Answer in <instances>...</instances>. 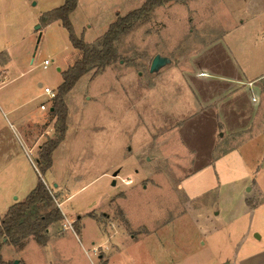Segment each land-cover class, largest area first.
Here are the masks:
<instances>
[{
	"label": "rangeland",
	"instance_id": "374dc122",
	"mask_svg": "<svg viewBox=\"0 0 264 264\" xmlns=\"http://www.w3.org/2000/svg\"><path fill=\"white\" fill-rule=\"evenodd\" d=\"M51 1L0 0V50L7 41L12 54L9 70L0 66V217L6 206L24 199L38 176L54 192L49 173L41 174L36 167L40 146L54 136L55 117L49 109H40L41 103L52 105L43 86L56 90L62 81L61 72L78 52L60 22L35 29L40 7ZM121 1L124 7L132 3L80 0L70 18L75 34L85 42L101 36L106 8ZM247 4L248 0H179L156 6L117 41L119 58L108 71L97 76L84 74L76 81L63 98L67 106L65 141L57 151V158H66L70 166L56 168V173L74 175L77 157L85 160L96 150L101 154L102 146L111 152L105 153L104 162L108 158L120 162L93 184L69 187L72 196L62 209L75 217L66 219L63 215L50 226L49 235L58 232V236H51L46 247L31 237L21 249L4 243L0 264H103L106 260L108 264H225L237 255L241 243L254 240L255 234H262L264 240L260 135L264 132V76L256 104L245 91L236 98L238 105L248 108L243 110L244 118L229 112L226 118H219V111L214 118V108L198 106L192 110L186 90L185 97H178L177 86H169L170 78L174 82L180 74L188 78L192 70H208L212 63L219 73L231 60L249 74L264 72V26L250 18L236 28L231 19L233 13H246L242 9ZM134 5L131 10L140 4ZM87 22L90 27H86ZM218 34L227 39L228 63L223 61L226 53H215L210 42ZM221 42L226 45L223 39ZM156 54L169 61L150 72ZM45 59L49 64L43 67ZM0 63H7L2 52ZM188 109L192 110L189 114ZM199 115L202 125L196 121ZM110 118L119 129L109 141L107 130L101 126ZM46 130L49 134H44ZM246 139L249 146L243 144L238 155L255 173L261 193L255 195L254 185L250 203L258 205L244 211L243 201L233 188H224L222 197L216 189L190 198L200 191L202 181L196 175L189 190L184 191L185 177ZM11 153L14 160L8 159ZM231 165L240 169L236 161ZM207 170L203 176L207 173L215 178L214 170ZM114 172L116 176H112ZM55 202L59 206L57 198ZM86 210L84 215L89 217L81 221L79 216Z\"/></svg>",
	"mask_w": 264,
	"mask_h": 264
},
{
	"label": "crops",
	"instance_id": "0c3cea01",
	"mask_svg": "<svg viewBox=\"0 0 264 264\" xmlns=\"http://www.w3.org/2000/svg\"><path fill=\"white\" fill-rule=\"evenodd\" d=\"M130 1L131 0H129V2ZM143 1L144 0H132V3H129L126 7H124L125 5H122L124 4L123 1H121V3H117L118 2L117 1V2H112L111 4H109L105 10V15L102 20V24H103L102 26L104 28L103 33L107 30L110 23H112L116 19L117 13L120 15H124L128 11H130L131 8H133V6H136L134 4L141 5ZM59 3H60V0L59 1L53 0L46 5H43L42 7H40L37 14L40 16V14L45 12V10L57 7ZM79 6H80V0H77V5L75 9L70 13V18L72 17V15H74V13H76ZM242 10H247V11L244 14L242 11H239L231 15V19L236 28L238 26L244 25L246 21L250 18L251 19L256 18L258 20L259 25L264 26V0H248V4ZM37 20H38V17H37ZM54 22H59V21H54ZM90 26H91L90 22H87L86 27H90ZM39 28H41V26H39ZM223 34L221 35L218 34L214 36L212 39H210V42L213 43V47L215 46L216 48L215 53L216 51L219 52V54L226 53V49L228 48L227 43H226L227 39L221 38ZM221 39L225 41L226 45L222 44ZM218 44H220L221 46L220 48L217 46ZM8 47L9 45H8V42L6 41L4 43L3 49L0 50V53L1 52L4 53V55H6V58H7V63H5L4 65L0 63V66H4L5 70L7 71L9 70V67L11 66V60H12V56H11L12 54L8 51ZM227 51H229V48ZM231 52H233L232 49H231ZM226 56H227V59L223 61L228 63L229 54L227 55L226 53ZM223 59H225V57ZM109 66H107L108 68L106 67L103 71L97 73L95 76L108 71ZM214 67L215 66L212 63L210 64V68L208 70L207 69H202L198 71L192 70V72L187 74L188 78L185 77V74H180V77H176L175 82L173 78H170V83L172 85L169 84V86L172 89H173L172 87L173 84L177 86L175 90H176L178 97L181 96L182 94L184 96V91L186 90V93H187L186 96L189 99L188 103H190L188 104V107H190L192 110L198 106L201 109L203 108L213 109L214 108L215 111L211 110L212 111L211 113L214 115V118H218L216 116L218 111L221 113L219 115V118H226L225 115L228 112L230 114L232 113L238 118H244L243 110L245 112V110H247L248 108L244 109L246 107L243 108L241 104L238 105V103L236 102V98L239 96V93L243 94L245 91L246 95H249L250 102L252 104H256V102L258 101L257 93L260 88V85L262 84L259 82L261 78L264 76V72L258 71L254 73L253 75L249 74L248 70H244V68H241V67H238V68L235 67L234 61L232 60L229 62V66L225 67V70H224V67L221 66L222 71H220L219 73L216 72V68L214 69ZM89 73L92 74V72H88L85 74L88 75ZM189 82H191L192 85H189ZM179 84H180V88L178 90ZM38 86H42V83L38 82ZM87 99H90V97H87ZM218 107L221 110H218ZM50 109H51V106H49V110ZM191 109L190 110L188 109V114L191 113L192 111ZM221 111L224 112V114ZM178 113H179V110L176 114ZM197 117H198V120L196 121L198 122V124L202 125L201 123L202 118H199L200 115ZM40 119L41 118H39V120ZM176 119H180V118H176ZM66 120H67V117H66ZM215 121L217 122V120ZM101 128H103V130H107V135H108L107 138L110 141V140H114L115 132L116 130L118 131L119 126L118 127L116 126V121L114 120V118H110L108 121L105 122V124L101 126ZM96 132L94 131L93 134H96ZM260 133H261L260 134L261 135V151L263 153L262 169L264 170V132H260ZM44 134H49V131L46 130ZM64 141L65 139H63L59 143V145L53 150L52 165L49 169L46 170V172L49 173L50 181L53 183L52 188L56 195L57 200L59 201V204H58L59 208L62 211L64 217L68 219V218H72V216L74 215L72 213L69 214V213L64 212V210L62 209V205L66 203L72 196V193L69 187L76 186V188H83L86 184L95 183L97 179L99 178V176L107 174L108 171L112 170L116 165H118L120 161L118 160L116 162L115 160H110V158H108L104 162L103 157L105 153L110 155L111 152L108 149L105 150L103 148L104 146H102L101 154H99L100 153L99 150H96V153L93 152L94 154L85 160H84V157L81 155L77 157V159L75 160V163L77 165L78 171L74 175H69L67 177H65L64 174L63 176H61L60 174L58 175L55 171L56 168L62 169V167H64L65 165L68 167L70 166L68 162L69 160H67L66 158H63V157L57 158V151L59 147L63 145ZM246 141H248V139H246L245 141L239 144L231 146V148L228 151H225L221 153L220 155L209 159L203 165H200L196 167L195 169H193L194 170L193 173L185 177L184 179L185 186L182 183L183 184L182 189H184V191L185 189L189 190V188L191 187L190 185L194 183V180H191V179L195 177L196 175H199L198 180L202 181L200 185L201 189L196 194H193L190 196L188 195L190 198H197L198 196L202 195L205 192L213 191L216 189H217V193L219 197H222L225 192L224 188H233L237 192V195H239L243 201L244 211L246 212L252 211V208H255L258 205V203H254V204L250 203V199H252L255 194L254 189H253L254 185H256L255 189H257L255 195L259 196L261 193V190H260L259 185L256 183L253 177L255 174L253 172V169L248 167L249 162L244 157H240V155H238L240 149H243L244 145L246 146L245 144ZM248 146L249 145H247L246 147ZM215 147H216V144L214 142L213 145L211 146L213 151ZM99 155H101L102 163L100 162ZM8 159L14 160V154L12 153L9 154ZM233 161H236L239 164L240 169L238 171L236 170L238 169L237 166L236 168L234 165H231V162ZM82 163L85 166L83 167L84 169L83 173H81ZM224 167H226V169H224ZM207 169L214 170L215 178H213L211 174H207V173H206L207 176H203L204 171ZM88 172L91 173L89 179H87ZM113 174L112 176H114ZM43 180L45 179L43 178ZM179 185H181V183ZM10 205L11 204L6 206V209ZM87 212H88L87 210L82 211V214H80L79 216L81 221L83 217L87 216V215H84V213H87ZM260 214L263 216V213H260ZM54 224L55 223L51 225H54ZM50 226L48 227V241L51 240V236L53 237L58 236V235H55L58 232H54L55 234H52V235L50 233L49 235ZM74 234L75 236L77 235L75 232ZM262 239H263L262 234H255L254 240L248 239L246 242L241 243L240 250L237 252V255L233 256L232 258L227 259L225 261V264H264V240ZM28 241L29 240L27 239L21 248H23L27 244ZM46 245H42V246L46 247ZM20 261L21 260H18V262ZM108 263L109 261L106 260L103 264H108ZM147 264H157V262H154V263L148 262ZM158 264H161V263H158Z\"/></svg>",
	"mask_w": 264,
	"mask_h": 264
},
{
	"label": "trees",
	"instance_id": "16d2710c",
	"mask_svg": "<svg viewBox=\"0 0 264 264\" xmlns=\"http://www.w3.org/2000/svg\"><path fill=\"white\" fill-rule=\"evenodd\" d=\"M179 0H144L143 3L124 15L116 14L107 30L92 42H85L78 37L70 20V13L75 9L77 0H63L55 8L40 14L39 25L45 26L59 21L66 29L68 39L78 52L75 60L61 72L62 81L57 86L56 95L49 110L55 117L54 136L48 138L41 146L36 158L38 172L44 174L52 165V152L63 140L66 130L67 106L64 95L85 73L97 74L119 58L117 41L140 20L146 19L156 6ZM38 176L35 186L21 201L12 203L0 217V249L4 243L21 248L28 238L44 245L48 240V227L63 218L57 206L56 195ZM77 233L79 229H76ZM0 263L2 258L0 255Z\"/></svg>",
	"mask_w": 264,
	"mask_h": 264
},
{
	"label": "water",
	"instance_id": "95a60500",
	"mask_svg": "<svg viewBox=\"0 0 264 264\" xmlns=\"http://www.w3.org/2000/svg\"><path fill=\"white\" fill-rule=\"evenodd\" d=\"M39 24H37L35 26V29L39 28ZM169 59L167 57L161 56L159 54H156L153 56L151 63H150V67H149V71L150 72H154L157 71L160 67L164 66L166 63H168ZM52 109V108H51ZM117 172H114V176H116ZM115 183V181H113V184ZM15 263H18V261H15Z\"/></svg>",
	"mask_w": 264,
	"mask_h": 264
},
{
	"label": "built area",
	"instance_id": "2783aa9c",
	"mask_svg": "<svg viewBox=\"0 0 264 264\" xmlns=\"http://www.w3.org/2000/svg\"><path fill=\"white\" fill-rule=\"evenodd\" d=\"M48 64H49V61L47 59H45L43 61V66L45 67ZM43 93L47 96L49 101H52L56 95V90H54L48 86H43ZM46 108L49 109V106H46L45 103L40 104V109L45 110ZM66 226H67V224H65V227ZM93 251H96L95 247L93 248Z\"/></svg>",
	"mask_w": 264,
	"mask_h": 264
}]
</instances>
